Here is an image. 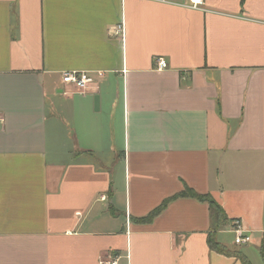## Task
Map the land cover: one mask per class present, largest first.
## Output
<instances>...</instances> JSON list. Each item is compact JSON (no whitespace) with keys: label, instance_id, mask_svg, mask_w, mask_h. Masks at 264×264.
I'll list each match as a JSON object with an SVG mask.
<instances>
[{"label":"crops","instance_id":"1","mask_svg":"<svg viewBox=\"0 0 264 264\" xmlns=\"http://www.w3.org/2000/svg\"><path fill=\"white\" fill-rule=\"evenodd\" d=\"M203 3L0 0V264H242L195 199L137 223L186 187L264 264V0Z\"/></svg>","mask_w":264,"mask_h":264},{"label":"built area","instance_id":"2","mask_svg":"<svg viewBox=\"0 0 264 264\" xmlns=\"http://www.w3.org/2000/svg\"><path fill=\"white\" fill-rule=\"evenodd\" d=\"M153 2L166 6L182 7L186 9H192L196 11H205L203 0H143ZM116 33L122 35L124 33V27H119ZM157 70L164 71L168 68L164 59H157ZM105 76L104 72H66L63 74L62 81L67 86L72 88L76 93H85L86 91L96 87L101 79ZM235 244L237 246H244L251 242V238L243 235L241 226L237 224L234 229ZM100 264H117V259H113L109 262L101 261Z\"/></svg>","mask_w":264,"mask_h":264},{"label":"trees","instance_id":"3","mask_svg":"<svg viewBox=\"0 0 264 264\" xmlns=\"http://www.w3.org/2000/svg\"><path fill=\"white\" fill-rule=\"evenodd\" d=\"M245 0H242V5L244 4ZM195 199L201 203H205L209 206L210 210V217H211V228L212 232L208 236V245L209 248L221 255L227 257H235L239 259L242 264H251L248 259L239 252H231L226 247L220 245L216 241V234L223 230L224 228L230 225V221L222 209V207L210 196V195H201L193 191L192 189L186 187L183 192L180 194L164 201L157 209L152 211L147 217L137 220L139 224H150L152 223L162 212L166 210V208L174 201L179 199ZM261 255L264 258V242L261 247Z\"/></svg>","mask_w":264,"mask_h":264},{"label":"rangeland","instance_id":"4","mask_svg":"<svg viewBox=\"0 0 264 264\" xmlns=\"http://www.w3.org/2000/svg\"><path fill=\"white\" fill-rule=\"evenodd\" d=\"M55 95H56V92L54 93L52 90H50L49 88L47 89V96H48V101H49V104H51L53 101H54V99H55ZM109 100V99H108ZM107 116H108V114H107ZM107 116H106V113H104V115L102 116L103 118L104 117H106L107 118ZM107 126V125H106ZM108 127V126H107ZM68 130L70 131V129L68 128ZM61 131L63 132V133H65L66 132V129L63 127L62 129H61ZM49 134H50V129H49ZM105 144H107V141L106 140H104L103 141ZM117 143H119V139H118V141H117ZM98 144H100V142L98 141L97 143H93V146H97V148L99 149L100 148V145H98ZM225 241H229L230 243H234V235H232V234H230V235H225V238H223Z\"/></svg>","mask_w":264,"mask_h":264}]
</instances>
